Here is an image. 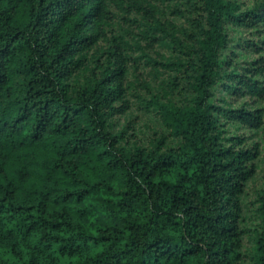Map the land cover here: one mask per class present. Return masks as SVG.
<instances>
[{
  "label": "trees",
  "instance_id": "trees-1",
  "mask_svg": "<svg viewBox=\"0 0 264 264\" xmlns=\"http://www.w3.org/2000/svg\"><path fill=\"white\" fill-rule=\"evenodd\" d=\"M263 140L264 0H0V264H264Z\"/></svg>",
  "mask_w": 264,
  "mask_h": 264
},
{
  "label": "rangeland",
  "instance_id": "rangeland-1",
  "mask_svg": "<svg viewBox=\"0 0 264 264\" xmlns=\"http://www.w3.org/2000/svg\"><path fill=\"white\" fill-rule=\"evenodd\" d=\"M258 169H259V171L264 170V161H262L259 164ZM262 176H263V174L260 172L259 176L256 177V179L253 181V184H254L253 186H259L260 185V183L262 182Z\"/></svg>",
  "mask_w": 264,
  "mask_h": 264
}]
</instances>
